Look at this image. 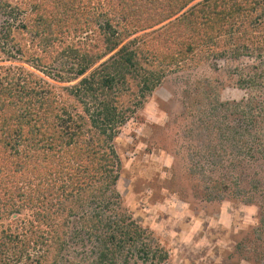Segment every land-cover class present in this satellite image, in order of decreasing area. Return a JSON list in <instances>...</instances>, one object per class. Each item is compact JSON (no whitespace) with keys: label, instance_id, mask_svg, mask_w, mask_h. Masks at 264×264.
<instances>
[{"label":"trees","instance_id":"1","mask_svg":"<svg viewBox=\"0 0 264 264\" xmlns=\"http://www.w3.org/2000/svg\"><path fill=\"white\" fill-rule=\"evenodd\" d=\"M26 1L31 5L29 17L26 10L22 17L19 7L0 0V12L7 14L0 27V51H6L14 24L31 34L30 43L41 50L42 58H33L32 66L61 54L65 60L58 69L81 76L121 38L164 23L194 0H105L110 10L102 13L106 19L98 26L94 52L65 46L63 40L96 22L89 16L91 0ZM262 28L264 0H198L137 37L141 45L135 46L136 38L130 40L66 87L72 99L68 104L61 90L34 71L0 64V219L8 218L0 229V264H128L132 258L163 262L167 253L151 247L147 229L121 206L116 183L123 168L120 155L129 143L117 129L161 84L166 75L161 65L176 68L207 53L205 58H212L209 67L237 76L233 84L244 94L222 100L216 88L225 83L208 76L185 93L184 109L197 117L184 131L200 146L188 153L194 161L190 171L211 182L206 198L212 200V192L219 193L213 182L224 156L236 155L231 166L236 169L221 171L231 180L240 176L238 163L247 157L264 165V53L251 47ZM12 52L9 48L14 57ZM17 52L20 55V49ZM41 68L54 80L65 78L59 70ZM125 92L140 99L122 105ZM207 162L211 169L205 167ZM257 185L259 194L254 196L240 189L249 202L264 199ZM259 209L264 224V206ZM263 233L259 229V239ZM260 252L262 257L253 258V263L264 264V250Z\"/></svg>","mask_w":264,"mask_h":264},{"label":"rangeland","instance_id":"2","mask_svg":"<svg viewBox=\"0 0 264 264\" xmlns=\"http://www.w3.org/2000/svg\"><path fill=\"white\" fill-rule=\"evenodd\" d=\"M7 1L19 7L20 16L24 17L26 13L24 10L27 11L28 17L31 16V5L28 1ZM39 1L41 0L36 2ZM104 1L91 0L87 3L89 16L96 18V22L78 34L68 32L63 39L66 40L65 46L74 45L82 52L97 50L93 43L97 41L99 24L106 19L102 13L110 10ZM196 1L198 0L190 2L174 17L186 11ZM47 10L48 6H44L43 12ZM6 18L7 14L0 12V27ZM164 23L121 38L113 51L95 62L81 76H74L64 69H58L59 61L65 60L61 54L44 57L43 65L37 66L39 68L32 66L35 57L42 58L41 50L30 43L31 34L19 30L13 24L11 32L9 31L10 35L6 38L8 43L6 51H0V64L20 65L34 71L61 90L68 104L72 99L68 96L66 87L77 84L81 77L88 75L94 67L107 60L122 45ZM260 33L261 35L255 38V44L251 46L256 53H264V39L262 40L264 28ZM137 40L135 46L141 45V40ZM1 44L3 45V42ZM9 48L12 49L14 57L8 53ZM256 53L252 54L253 57ZM206 55L207 53L203 57L199 55L194 62L190 61L182 66L180 64L176 68L161 65L166 69L161 84L145 95L142 105L117 129L120 137L129 143V147H123L124 153L120 155L123 168L116 183V189L121 195V206L128 209L130 215L147 229V233L153 239L151 247H157L167 253V258L160 263L154 259L153 262H143L132 258L128 264H263L252 261L253 258L256 259L255 257H262L263 253L260 250H264V233L263 238L259 239L257 236L259 229L262 228L264 231V224L259 220L261 216L259 207L264 206V199L249 202L246 199L247 195L240 191L243 187L252 196L258 195L254 184H258L259 191L260 189L264 191V165L259 164L255 158L247 157L238 163L236 173L241 172L240 176L236 174V180H231L230 176L228 179L223 177L221 171L227 173L236 169L231 167L236 155L233 156L232 153L224 156V161L217 166L213 182L219 185V193L212 192L215 197L212 200L206 198L211 192L208 188L211 182L206 181L204 174L190 171L194 161L193 158H188V153L199 151L200 146L196 145V141H192L189 131L186 133L184 131L188 126L196 124L197 117L193 115L194 111L188 113L184 109L187 101L185 93L187 91L190 93V88L194 87L196 80L208 76L213 80L219 77V80L225 83L222 87L216 88V94L222 100L238 99L244 94L242 89L233 84L237 76L231 78L219 68L216 70L210 68L212 58L210 55L205 58ZM74 60L75 64L79 63L77 59ZM68 61L73 62L70 59ZM219 64H222V61ZM41 67L52 71L59 70L65 78L63 81L54 80L44 73ZM248 71L250 72L249 69L244 70V73ZM224 86L226 88L222 89ZM134 88L133 85L129 91ZM136 99H140L138 94L137 97L134 94L128 96L125 92L122 105H133L132 102ZM78 109L81 111L82 106ZM195 115H198V112ZM205 167L211 169L212 165L207 162ZM225 185L229 186L226 192L222 190ZM220 193L225 194L216 196ZM7 222V217L1 218L0 229L5 228ZM82 264L87 263L83 261Z\"/></svg>","mask_w":264,"mask_h":264}]
</instances>
